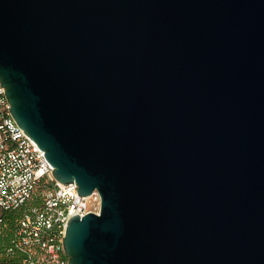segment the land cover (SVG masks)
Segmentation results:
<instances>
[{
  "label": "water",
  "instance_id": "water-1",
  "mask_svg": "<svg viewBox=\"0 0 264 264\" xmlns=\"http://www.w3.org/2000/svg\"><path fill=\"white\" fill-rule=\"evenodd\" d=\"M0 81L69 264H264V0H0Z\"/></svg>",
  "mask_w": 264,
  "mask_h": 264
},
{
  "label": "built area",
  "instance_id": "built-area-1",
  "mask_svg": "<svg viewBox=\"0 0 264 264\" xmlns=\"http://www.w3.org/2000/svg\"><path fill=\"white\" fill-rule=\"evenodd\" d=\"M11 106L0 81V223L27 206L3 257L16 264H69L67 223L74 215L100 214L102 195L94 190L81 196L76 182L55 179L45 150L19 126ZM36 197L40 203L28 206Z\"/></svg>",
  "mask_w": 264,
  "mask_h": 264
},
{
  "label": "trees",
  "instance_id": "trees-1",
  "mask_svg": "<svg viewBox=\"0 0 264 264\" xmlns=\"http://www.w3.org/2000/svg\"><path fill=\"white\" fill-rule=\"evenodd\" d=\"M40 203V198L36 197L32 201L28 203V206L37 205ZM26 207L22 209L11 212V214L5 216L4 222L0 223V264H16L15 259L11 261H7L3 257V253L5 251L6 245H8L11 241L14 229L16 227V221L24 214L26 211Z\"/></svg>",
  "mask_w": 264,
  "mask_h": 264
}]
</instances>
